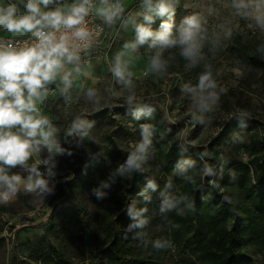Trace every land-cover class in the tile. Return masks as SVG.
<instances>
[{
  "label": "rangeland",
  "instance_id": "rangeland-1",
  "mask_svg": "<svg viewBox=\"0 0 264 264\" xmlns=\"http://www.w3.org/2000/svg\"><path fill=\"white\" fill-rule=\"evenodd\" d=\"M59 1L56 0V4ZM142 1L128 0L124 24L108 58L84 56L73 63L65 62L56 80L46 85L48 93L36 101L37 108L43 107L39 116L47 118L54 130L56 147L50 152L40 145L28 159L27 166L16 165L14 171L6 172L9 176L21 177L22 182L15 192L0 184V196L7 194V199L0 204L9 203L16 209L13 213L3 214L5 224L3 228L0 226V264H12L15 255L22 264H40L32 259L30 252L36 245L49 242L68 245L71 264H91L94 261L93 251L101 238L96 231L97 214L107 206L114 154L132 152L137 167L149 173L152 181L156 180L152 151L147 143L143 152L138 150L141 144H145V133L133 126L126 106L146 105L160 96L159 103L164 105L167 117L180 127L181 138L194 146H207L210 139L222 131L223 124L242 109L254 111L259 119L264 118V89L256 78L252 83L244 81L245 68L238 51L240 41L255 44V40H260L264 43V27L256 20V6L261 0H245L249 6L242 9L235 7L239 0H167L172 10L169 22L173 25V36H178L186 18L195 16L201 23L198 34L200 57L195 64L191 60L185 64L179 60L176 64L165 62L163 55L166 53L171 59L182 56L181 47L153 48L149 46L151 38L138 45L135 51L125 48L126 44L136 41V26L146 24L139 8ZM6 2L8 0H0V5H6ZM18 2L20 14H27L23 3ZM54 5L40 7L42 11H51L56 8ZM152 15L153 23L146 26L155 33L169 17ZM10 34L0 28V37ZM157 52L164 62L160 71L151 68ZM118 55L124 69L123 79L112 71ZM65 72L71 73V83L67 87L62 80ZM205 74L210 75L216 86L200 91V78ZM54 84L55 90H50L49 86ZM187 88L196 91L192 93ZM90 89L95 92L92 97L88 95ZM119 126L133 134L119 135ZM12 131L19 132V128ZM63 137L80 151L79 156L71 154L64 146ZM86 137L87 141L84 140ZM33 166L45 179L46 186L29 192L25 185L29 175L36 178L31 172ZM42 166L44 169H40ZM85 166L91 169L80 172L79 169ZM73 176L81 194L78 200L71 197L70 205L64 207L60 187ZM93 182L101 183L103 189H91L89 183ZM83 205L88 208L85 219H77L81 222L79 226L70 225V216L77 214ZM53 221L57 223L55 229L59 236L49 229ZM253 256L257 264H262L260 256Z\"/></svg>",
  "mask_w": 264,
  "mask_h": 264
},
{
  "label": "trees",
  "instance_id": "trees-1",
  "mask_svg": "<svg viewBox=\"0 0 264 264\" xmlns=\"http://www.w3.org/2000/svg\"><path fill=\"white\" fill-rule=\"evenodd\" d=\"M16 4L20 8L18 0ZM139 5L145 14L146 6ZM254 43L240 41L238 46L244 81L252 83L256 78L264 89V43ZM163 60L190 62L184 56L171 59L169 53ZM55 88L56 84L49 86ZM160 98L126 106L133 126L145 133L156 162V180L137 167L132 152L114 154L107 206L97 214L96 231L101 238L91 264H257L253 255L264 264V118L242 109L207 146H194L181 138L180 127L169 120ZM126 129L119 126L117 132L133 134ZM62 142L71 154L80 155L68 138ZM2 167L5 172L14 171V167ZM90 169L85 166L79 171ZM74 177L60 187L64 207L70 205L71 197H80ZM89 185L96 191L103 189L99 182ZM87 209L80 206L70 216V225H81L77 219L83 221ZM15 211L9 203L0 204L2 228L3 214ZM55 221L49 229L59 236ZM70 255L68 245L51 242L38 244L30 252L40 264H71ZM12 264H22L17 255Z\"/></svg>",
  "mask_w": 264,
  "mask_h": 264
},
{
  "label": "clouds",
  "instance_id": "clouds-1",
  "mask_svg": "<svg viewBox=\"0 0 264 264\" xmlns=\"http://www.w3.org/2000/svg\"><path fill=\"white\" fill-rule=\"evenodd\" d=\"M23 3L27 14H20L16 3L0 5V28L9 33H32L38 43L31 47L17 50L11 42L7 44L0 39V164L7 167L16 165L27 166V161L34 152L43 145L51 152L56 147L51 125L47 118L39 116V109L36 101L47 94L46 85L56 80L57 75L65 67V62L73 63L79 59L73 41H83L90 35L89 31L82 27L84 19L92 10V0H80L78 4L71 6L65 14L61 8L51 11H42L41 5L45 8L53 3V0H20ZM103 7L96 9L97 15L106 22L111 23L120 16L123 8L120 0L110 4L109 0H100ZM146 12L143 16L146 24L136 26V41L126 44L125 48L136 50L138 45L149 41L150 47L161 49L171 48L179 45L181 55L196 63L200 57V45L198 34L201 30V23L195 16L186 18L178 30V36H173V25L170 23L172 10L167 0H144ZM249 5L245 0H239L235 4L237 9L247 8ZM257 22L264 27V0L256 6ZM160 17L168 16L169 20L160 25V31L153 32L149 26L153 23V15ZM51 29V31H46ZM64 29L65 31H61ZM68 30H71L70 34ZM59 33V35H57ZM122 55V54H121ZM164 62L157 52L151 62V68L160 71ZM76 71H79L77 68ZM113 73L120 79L124 78V69L121 57H116ZM71 73L65 72L62 76L65 86H69ZM215 82L209 74L200 78L199 89L215 88ZM187 91L195 93L196 89L187 88ZM89 97L95 95L89 90ZM215 99L213 94H210ZM13 128H19V132H13ZM145 144L139 146L143 152ZM59 149L57 148V151ZM129 163H132L130 160ZM31 172L35 173V179L29 175L25 185L27 191L35 188H44L46 181L38 170L33 166ZM19 175H7L4 167H0V184L15 192L21 184ZM7 194L0 196V201L6 200Z\"/></svg>",
  "mask_w": 264,
  "mask_h": 264
},
{
  "label": "built area",
  "instance_id": "built-area-1",
  "mask_svg": "<svg viewBox=\"0 0 264 264\" xmlns=\"http://www.w3.org/2000/svg\"><path fill=\"white\" fill-rule=\"evenodd\" d=\"M80 0H62V10L67 14L71 6L78 4ZM100 0H92V10L89 15L85 17L82 27H85L90 35L87 39L83 41H73V46L77 50V55L79 57L84 56H101L102 58H108L112 47L121 31L122 25L124 24L126 15L121 17H116L111 23L106 22L102 17L96 13V5ZM117 0H109L110 4H115ZM7 3H15L13 0H8ZM120 5L122 3L120 2ZM142 6H145L144 1L141 2ZM144 8V7H143ZM46 31H51V29H46ZM61 31H65L61 29ZM69 34L71 30H68ZM59 35V33H57ZM6 44L11 42L12 45L17 49H23L25 47L34 46L38 43L37 38L32 35V33H26L24 35L6 36L0 37ZM53 90V89H52ZM39 109V114L43 113L42 108Z\"/></svg>",
  "mask_w": 264,
  "mask_h": 264
},
{
  "label": "crops",
  "instance_id": "crops-1",
  "mask_svg": "<svg viewBox=\"0 0 264 264\" xmlns=\"http://www.w3.org/2000/svg\"><path fill=\"white\" fill-rule=\"evenodd\" d=\"M55 1H56V0H53V3L49 4L47 7H50V6L53 7V5L56 4ZM120 2L122 3L121 7L123 8V12H122V13H124V9L126 8V4H127L128 0H120ZM54 6H55L56 8H62L61 1H59V2H58L56 5H54ZM55 7H54V8H55ZM99 7H103V5H102L100 2L96 5V9L99 8ZM54 8H53V9H54ZM122 13L120 14L119 17H122ZM124 15H125V13H124ZM124 15H123V16H124Z\"/></svg>",
  "mask_w": 264,
  "mask_h": 264
}]
</instances>
